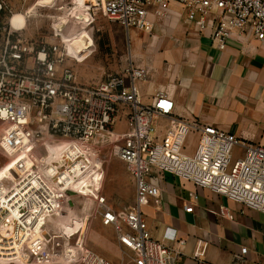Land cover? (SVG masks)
Masks as SVG:
<instances>
[{
  "label": "built area",
  "instance_id": "2783aa9c",
  "mask_svg": "<svg viewBox=\"0 0 264 264\" xmlns=\"http://www.w3.org/2000/svg\"><path fill=\"white\" fill-rule=\"evenodd\" d=\"M31 1L0 0L2 137L7 130H35L30 141L35 145L63 138L87 151L95 139L111 132L110 154L129 166L136 201L122 211H115L104 195L96 196L95 203L102 226L116 228L119 244L134 253L136 264H177L184 246L172 229L164 231L162 240L153 239L147 230L140 205L147 197L159 198V187L151 180L157 174H169L264 214V145L244 144L213 126L173 118V101L164 91H156L151 103H142L137 83L146 80L147 71L132 60L97 83L77 82L72 69L62 64L60 44L27 38L25 25L15 20L25 19L24 8ZM171 4L180 6L199 31L208 30L219 50L233 33L264 42V0H102L101 11L127 34H150ZM157 119L167 121L162 135ZM189 134L197 136L190 155L184 153ZM236 147L242 151L234 158ZM48 192L54 200L63 199L57 185ZM183 209L191 212L193 204L187 202ZM204 250L205 244H198L193 257H203ZM246 254L247 249L240 248L232 264H244ZM49 262L50 257L42 255L31 264ZM78 263L112 264L86 249Z\"/></svg>",
  "mask_w": 264,
  "mask_h": 264
},
{
  "label": "rangeland",
  "instance_id": "374dc122",
  "mask_svg": "<svg viewBox=\"0 0 264 264\" xmlns=\"http://www.w3.org/2000/svg\"><path fill=\"white\" fill-rule=\"evenodd\" d=\"M101 4L102 0H32L24 8L23 32L35 41L59 43L62 64L72 69L76 81L97 83L119 73L131 60L132 49L130 35L102 14ZM152 33L156 34L140 36L151 38ZM4 127L0 264H31L42 255L50 257L48 264H79L85 249L112 264H136L134 253L119 244L116 228L102 226L95 203L96 196L104 195L109 205L122 211L136 201L129 166L110 154L111 132L95 139L86 151L63 138L35 145L30 142L35 130H7L2 137ZM196 139L188 135L186 153L194 149ZM241 151L236 147L233 157ZM51 185L59 187L62 200L53 199Z\"/></svg>",
  "mask_w": 264,
  "mask_h": 264
},
{
  "label": "crops",
  "instance_id": "0c3cea01",
  "mask_svg": "<svg viewBox=\"0 0 264 264\" xmlns=\"http://www.w3.org/2000/svg\"><path fill=\"white\" fill-rule=\"evenodd\" d=\"M153 32L151 38L129 33L131 60L149 74L137 83L141 102L149 104L156 91H164L173 101V118L213 126L244 144L264 145V42L233 33L219 50L209 31H199L176 4L155 21ZM156 124L162 135L167 121ZM155 176L159 198L147 197L140 209L153 239L162 240L172 229L184 241L177 264H232L240 248L247 249L244 264H264V214L169 174ZM187 202L193 204L191 212L183 209ZM198 244H205L204 254L194 258Z\"/></svg>",
  "mask_w": 264,
  "mask_h": 264
},
{
  "label": "bare ground",
  "instance_id": "6f19581e",
  "mask_svg": "<svg viewBox=\"0 0 264 264\" xmlns=\"http://www.w3.org/2000/svg\"><path fill=\"white\" fill-rule=\"evenodd\" d=\"M15 20H17L20 23H23V25L26 24V19H24L23 17L17 16V18Z\"/></svg>",
  "mask_w": 264,
  "mask_h": 264
}]
</instances>
